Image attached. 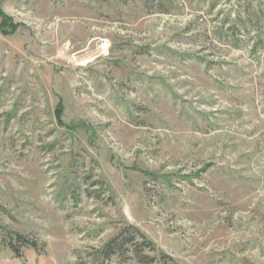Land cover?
<instances>
[{
  "label": "rangeland",
  "instance_id": "1",
  "mask_svg": "<svg viewBox=\"0 0 264 264\" xmlns=\"http://www.w3.org/2000/svg\"><path fill=\"white\" fill-rule=\"evenodd\" d=\"M163 256L264 264V0H0V264Z\"/></svg>",
  "mask_w": 264,
  "mask_h": 264
},
{
  "label": "trees",
  "instance_id": "2",
  "mask_svg": "<svg viewBox=\"0 0 264 264\" xmlns=\"http://www.w3.org/2000/svg\"><path fill=\"white\" fill-rule=\"evenodd\" d=\"M135 232H133L134 234L130 235L129 234V238L127 237L126 239L124 238V234H120L118 235L116 238H114L112 241H110L108 244H106L105 248H103V250L100 251V254L102 255L103 258H106L107 261L110 260V258H112L113 256H124L126 255V253L128 252V248L127 247H133L135 244V236L138 235L141 239H142V244L140 245V247L142 248H146L149 249V251L151 252H155L156 248L154 246V244L152 242H150L149 240H147V238L141 234V232L139 230H133ZM10 234V233H9ZM135 235V236H134ZM17 243H19V245L21 246H32L33 248L36 249V245L32 242H30L29 240H27L25 237H23V235H15ZM8 247L9 249H11L15 255L17 257H20V251L18 246L16 245V242H14L12 239L9 240L8 242ZM163 261L164 264H166L165 261H171L170 257L167 256H163ZM144 260L148 261V263L154 264L156 261V258H145Z\"/></svg>",
  "mask_w": 264,
  "mask_h": 264
}]
</instances>
